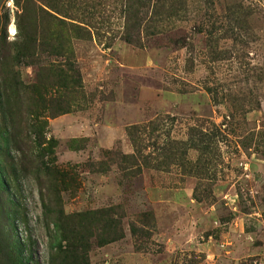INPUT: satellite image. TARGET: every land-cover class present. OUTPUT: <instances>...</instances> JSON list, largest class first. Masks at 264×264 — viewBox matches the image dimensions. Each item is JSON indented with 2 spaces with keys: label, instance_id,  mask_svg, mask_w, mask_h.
<instances>
[{
  "label": "rangeland",
  "instance_id": "374dc122",
  "mask_svg": "<svg viewBox=\"0 0 264 264\" xmlns=\"http://www.w3.org/2000/svg\"><path fill=\"white\" fill-rule=\"evenodd\" d=\"M10 70L69 179L0 142V264H264V0H0Z\"/></svg>",
  "mask_w": 264,
  "mask_h": 264
},
{
  "label": "trees",
  "instance_id": "16d2710c",
  "mask_svg": "<svg viewBox=\"0 0 264 264\" xmlns=\"http://www.w3.org/2000/svg\"><path fill=\"white\" fill-rule=\"evenodd\" d=\"M39 12L44 14L47 19H53L58 24L61 23L45 12L41 10ZM125 41L130 42L131 40L125 37ZM5 58L10 59L9 56ZM11 59L13 60L14 58ZM15 60L17 61V57ZM37 80L39 81L37 85L25 86L17 79L15 72H11L10 70L9 77L5 78L0 73V142L6 151L9 149L16 155L14 160L7 156L12 164V172H14L13 165L18 166L20 169L27 165V169L35 173L39 170H44V172L52 171L64 183L66 179H69V176L64 170L53 166L47 158L52 146L50 145V141L44 139L43 135L46 126V117L43 115L51 111L50 107L54 102V86H47L45 83H42L40 77H37ZM7 93L8 95H13V100L9 99ZM47 114L48 117H51L54 112ZM193 134L194 130H189V140L194 137ZM132 143L134 147V142ZM172 144L177 145L181 143L172 142ZM134 153V155L126 159L133 162H135L137 157L141 159L136 146L134 147ZM3 182L4 180L2 179L0 184L4 185ZM115 225L118 232V236L116 235V237L118 238L120 229L117 223ZM18 264L23 263L19 261Z\"/></svg>",
  "mask_w": 264,
  "mask_h": 264
}]
</instances>
